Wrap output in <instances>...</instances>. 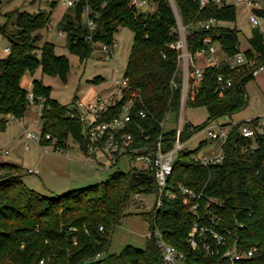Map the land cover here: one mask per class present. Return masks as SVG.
<instances>
[{"label": "trees", "instance_id": "trees-1", "mask_svg": "<svg viewBox=\"0 0 264 264\" xmlns=\"http://www.w3.org/2000/svg\"><path fill=\"white\" fill-rule=\"evenodd\" d=\"M156 1L154 11H142L130 0H78L66 9L58 24V30L66 33L70 51L82 61L100 45H113L119 27L133 30L134 42L124 72L129 88L103 119L116 116L132 91L137 92L127 127L134 137L131 146L139 148L137 154L152 152L161 135L164 151L174 146L177 128L165 132L162 124L169 112L179 115L182 107L179 52L169 46L179 38L177 18L169 0ZM175 2L188 31L186 42L191 54L207 47L205 38L219 43L229 56L241 51L240 31L225 24L236 20L235 5L212 4L200 10L197 0ZM255 12L264 19V6ZM85 13L94 21V28L84 18ZM6 15L0 32L8 38L10 51L0 59V130L6 129L10 118H24L31 107L30 90L23 85L24 77L30 75L35 102L44 99L40 145L53 144L66 150L73 138L89 156L87 125L72 116L71 105L51 96V86L35 77L41 70L66 81L70 71L68 57L57 54L54 43L40 45L39 31L49 26L51 12L16 9ZM212 18L215 21L208 28L199 23ZM249 42L250 48L244 52L256 58L257 64H264V34L259 27H254ZM253 70V66L232 69L225 60L219 66H205L195 94L186 103L206 107L209 116L200 125L184 122L181 140L187 143L217 119L245 109L249 103L247 84L255 77ZM220 74L233 81L223 92L219 88ZM141 109L147 112L146 117L139 115ZM243 123L230 127L221 145L224 158L220 162L203 166L183 151L177 153L169 181L172 194L165 196L162 207L148 212L151 234L146 246L126 245L119 253L109 249L113 231L134 204L136 193H156V181L146 178L150 173L131 167L129 172H113L101 183L46 195L23 182L20 165L0 160V264H164L157 230L185 254V264H217L218 256L204 258L187 241L195 220L190 210L194 200L183 194V187L202 193L203 204L210 197L222 202L214 207L218 229L231 230L228 245H236L239 250L256 249L238 264H264V130L245 137L240 130ZM203 143L192 153L200 152ZM200 212L205 214L202 208ZM211 216L207 214V218Z\"/></svg>", "mask_w": 264, "mask_h": 264}, {"label": "rangeland", "instance_id": "rangeland-1", "mask_svg": "<svg viewBox=\"0 0 264 264\" xmlns=\"http://www.w3.org/2000/svg\"><path fill=\"white\" fill-rule=\"evenodd\" d=\"M56 1L55 5L52 2ZM28 11L38 13L42 10L51 12L48 27L41 29L42 35L40 45L45 41L55 44L56 52L65 55L70 61V71L67 80L63 81L59 76L40 73L35 77L42 79L46 85L52 87L51 96L61 104L73 105L79 99L87 102L97 95L107 97L115 91L116 85L113 81L116 77H123L134 42V32L129 27L121 26L115 33L113 44V55L106 58L102 47L93 50L91 55L84 61L71 52L67 44L66 33L60 34L58 24L66 7L62 0H0V25L7 20V13L14 11ZM252 7L248 8L241 3L236 4V20L226 22L230 27H236L239 31L240 47L245 51L250 48L249 38L254 29L250 21ZM86 19V16H84ZM260 30L264 34V21L261 22ZM10 45L8 38L0 32V59L6 57L9 52L5 48ZM199 65L205 62L199 60ZM97 77L103 79L94 81ZM28 82L27 87H30ZM191 83V96L196 92V86ZM249 105L227 118L223 116L216 121L227 122L228 120L247 121L262 116L264 111V87L252 79L247 84ZM188 101V100H187ZM38 110L30 107L24 120L10 118L5 130H0V153L3 161L20 165L23 168V182L30 188L46 195H61L73 189L83 188L95 183L105 181L117 171L129 172L131 169L130 159L127 155H121L117 164L113 165L111 160L100 153L97 156L88 157L73 138L69 139L68 150H55L53 144L43 146L32 141L26 146L24 134L27 130L36 131L41 134V123L38 122ZM209 114L204 106H189L187 103L180 110L179 115L169 112L163 121L165 132L175 129L182 122L190 121L195 125L204 123ZM206 141L202 151L208 152L217 145L211 140L207 130H201L194 134L187 142V147L195 149L199 147L200 141ZM48 148V151L45 150ZM8 150V153L4 151ZM144 163H138L143 166ZM38 168L39 173H29V168ZM54 193V194H53ZM138 204L131 203L127 214L113 231L110 252L119 253L126 245L139 248L146 246V240L151 233V223L148 212L152 211L156 202L155 193L141 194ZM157 236V235H156Z\"/></svg>", "mask_w": 264, "mask_h": 264}, {"label": "built area", "instance_id": "built-area-1", "mask_svg": "<svg viewBox=\"0 0 264 264\" xmlns=\"http://www.w3.org/2000/svg\"><path fill=\"white\" fill-rule=\"evenodd\" d=\"M78 0H62L66 8L72 7ZM177 18V32L179 38L170 43V47L176 49L178 53L179 67L182 73V98L181 109L186 104L188 98L191 96V83L194 86H198L200 83L204 67L207 65L219 66L222 61L228 62L232 69H237L242 66H253V75H258L264 70V64H257L256 58H249L247 54L241 50L233 56L227 55L222 51L219 43L213 42L211 38H205L204 42L207 45L206 48H201L193 55L187 48L186 35L187 29L183 25L182 17L179 8L175 0H169ZM200 10L205 9L209 5L217 6H229L241 3L248 8H253L250 14V21L254 27H259L264 19L255 12L256 8L264 6L263 0H197ZM133 7L142 11H154L157 7L156 0H130ZM86 21L91 28H94V21L88 18L85 13ZM214 19L200 20L199 23L205 25L207 28L214 23ZM60 34L62 32L60 31ZM102 50L106 54V58L110 59L113 55V45H102ZM6 51H10L8 46ZM200 59L204 60L205 65H199ZM116 89L107 97L97 95L93 99L84 102L79 99L72 107V116H77L88 127V135L91 143L89 144V156H97L101 154L106 156L111 162H115L121 155H127L130 157L131 167L141 172L150 173L153 179L157 183L156 202L155 209H159L163 206L165 196L170 197L172 192L169 189L170 177L173 174V164L176 155L179 151H183L185 154L190 155L192 160L208 166L209 164L220 162L224 158L222 148L219 152L214 150L198 153H192L193 149L187 147V143L181 140V132L183 122L182 119L177 127V134L174 146L164 151L162 146L163 136L159 137L153 151L150 153L137 154L139 148L132 147L131 144L134 141L133 134L127 131L128 124L131 120L132 108L134 106V99L137 96L135 90L132 91L131 97L128 98L122 106L121 111L111 119H103L110 112L112 106L122 100L125 96L126 89L129 88V80L127 77H116L113 79ZM219 88L223 92L225 89L232 85V79L226 78L223 74L218 76ZM193 92V91H192ZM29 101L31 106L36 105L38 110V122L41 123V116L43 112V101L41 98L40 103L35 102L33 91L29 92ZM139 115L146 117L147 112L144 109L139 110ZM229 118V116H226ZM254 119V118H252ZM247 120L241 125L240 130L245 137H254L258 130H264V114L257 120ZM240 121L228 120L227 122H213L208 125L204 130L208 131V134L214 142L220 144L225 143L229 136V130L231 126L239 124ZM50 138V135H46ZM24 140L26 146H30L32 141L40 144V133L36 131L27 130L24 134ZM48 151V148H45ZM55 150H61L57 148ZM8 153V150L4 151ZM133 154V155H132ZM135 154V155H134ZM0 153V160H1ZM143 162V166H138V163ZM29 173H39V169L29 168ZM183 194L188 195L194 200L191 206V212L195 217L192 228L189 232L187 241L190 247L194 250H198V253L209 259L212 256H218L219 260L217 264H238V262L244 258H249L254 254L256 249L239 250L236 245H228V236L231 230L225 229L220 231L218 229L219 218L217 215V208L214 204H222L221 201L215 198H208L206 202L202 203V193L183 187ZM141 193L134 195V204H138ZM200 208L204 209L205 214L200 212ZM207 214H213L211 218H207ZM151 234V233H150ZM149 234V235H150ZM155 234L159 237V246L162 250L164 264H185L186 256L175 245L167 242L159 230L155 231Z\"/></svg>", "mask_w": 264, "mask_h": 264}, {"label": "crops", "instance_id": "crops-1", "mask_svg": "<svg viewBox=\"0 0 264 264\" xmlns=\"http://www.w3.org/2000/svg\"><path fill=\"white\" fill-rule=\"evenodd\" d=\"M8 46H10V45H8ZM7 46V47H8ZM6 47V48H7ZM5 48V49H6ZM9 52V51H8ZM40 71L41 70H38L37 71V73L36 74H39L40 73ZM41 73H42V71H41ZM35 74V75H36ZM254 79H256L257 80V82H258V84H260L262 87H264V70H262L258 75H256L255 77H254ZM32 80H33V78H32V76H30V75H26L25 77H24V79H23V85H25L26 87H27V85H28V82H31L30 83V87H27L29 90H31L32 89V87H33V83H32ZM248 105H249V103H248ZM31 107H34L36 110H37V106L36 105H32ZM30 109V108H29ZM28 113V112H27ZM263 114H264V111L262 112ZM37 117H38V115H37ZM259 117V116H258ZM15 120H17V121H19V120H24L23 118L22 119H15ZM236 121H238V120H236ZM204 143H203V145H202V147L205 145V143H206V141H204V140H202ZM202 141H200V143H199V145L201 144V142ZM218 144V143H217ZM220 145V144H219ZM69 149V148H68ZM68 149H66V150H68ZM65 150V151H66ZM212 150H214V151H216V152H219L221 149H219V148H217V145L214 147V148H211V150L210 151H212ZM201 151H202V148H201ZM204 152V151H203ZM87 155V154H86ZM88 156V155H87ZM88 157H90V156H88ZM1 160H3L2 159V157H1Z\"/></svg>", "mask_w": 264, "mask_h": 264}, {"label": "water", "instance_id": "water-1", "mask_svg": "<svg viewBox=\"0 0 264 264\" xmlns=\"http://www.w3.org/2000/svg\"><path fill=\"white\" fill-rule=\"evenodd\" d=\"M141 175H142V173L140 172L139 173V176H141ZM146 178L149 179V180H152L153 179V176L152 175H146Z\"/></svg>", "mask_w": 264, "mask_h": 264}]
</instances>
